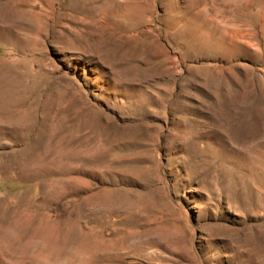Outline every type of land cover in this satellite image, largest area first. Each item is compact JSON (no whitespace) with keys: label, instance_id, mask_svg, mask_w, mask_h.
Returning <instances> with one entry per match:
<instances>
[{"label":"rangeland","instance_id":"1","mask_svg":"<svg viewBox=\"0 0 264 264\" xmlns=\"http://www.w3.org/2000/svg\"><path fill=\"white\" fill-rule=\"evenodd\" d=\"M0 264H264V0H0Z\"/></svg>","mask_w":264,"mask_h":264},{"label":"bare ground","instance_id":"2","mask_svg":"<svg viewBox=\"0 0 264 264\" xmlns=\"http://www.w3.org/2000/svg\"><path fill=\"white\" fill-rule=\"evenodd\" d=\"M55 253V252H54ZM59 255V254H58Z\"/></svg>","mask_w":264,"mask_h":264}]
</instances>
